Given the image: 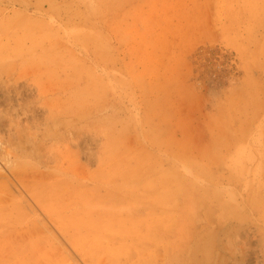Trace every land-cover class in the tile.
<instances>
[{
	"label": "rangeland",
	"instance_id": "1",
	"mask_svg": "<svg viewBox=\"0 0 264 264\" xmlns=\"http://www.w3.org/2000/svg\"><path fill=\"white\" fill-rule=\"evenodd\" d=\"M0 264H264V0H0Z\"/></svg>",
	"mask_w": 264,
	"mask_h": 264
}]
</instances>
